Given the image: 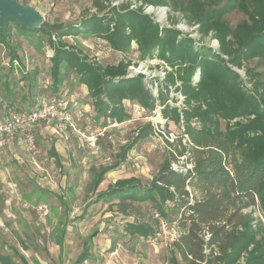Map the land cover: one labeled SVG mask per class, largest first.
Segmentation results:
<instances>
[{
  "label": "trees",
  "instance_id": "16d2710c",
  "mask_svg": "<svg viewBox=\"0 0 264 264\" xmlns=\"http://www.w3.org/2000/svg\"><path fill=\"white\" fill-rule=\"evenodd\" d=\"M136 1L142 4L132 7L131 0L119 4L96 0V11L83 15L79 22L52 24L54 34L45 28V22L32 30L10 20L5 36L0 19L1 41L11 47L13 63L19 58L11 46L13 24L22 31L48 32L54 50L50 67L53 92L71 77L86 85L96 120L122 123L130 119L125 101H131L150 112L160 107L162 117L180 127L176 140H168L171 148L149 185L137 176L119 178L96 198L118 197L122 203L150 201L169 225L174 222L168 218V203L179 208L180 230L171 242V264L180 260L184 264H264V221L255 215L258 208L264 216V71L258 70L264 60V0ZM146 4L167 6L171 26L161 25L145 12ZM235 11L244 18L233 25L227 15ZM174 13L196 26L199 38L179 29V16ZM75 35L96 36L123 53L136 44L140 59L162 60L167 68L158 82V93L148 86L145 74L129 75L131 60L104 65L90 59L66 40ZM208 36L218 41V49L203 43ZM253 61L255 66L250 65ZM242 68L246 77L239 72ZM173 92L184 95L181 104ZM11 94L5 98L0 93L18 110L36 104L20 106ZM4 116L0 103V118ZM138 128L122 149L124 158L138 140L154 131L150 122ZM52 153L60 163L54 146ZM181 160L185 167H192L173 169L172 163ZM117 165L119 162L96 171L90 182L92 190ZM159 229V223L127 224L132 235L147 237ZM207 232L209 240L205 239ZM89 256L88 240L78 262ZM20 259L28 264L24 255ZM0 263L16 264L1 248Z\"/></svg>",
  "mask_w": 264,
  "mask_h": 264
},
{
  "label": "rangeland",
  "instance_id": "374dc122",
  "mask_svg": "<svg viewBox=\"0 0 264 264\" xmlns=\"http://www.w3.org/2000/svg\"><path fill=\"white\" fill-rule=\"evenodd\" d=\"M18 1L39 10L45 18V28L51 34L56 31L52 24L77 23L83 15L96 11V0ZM111 1L121 3L128 0ZM131 4L139 6L142 2L131 0ZM170 11L168 8L164 13L162 9H158L151 14L161 25L171 26ZM174 14L179 16V29L199 38L195 32L196 26L188 24L180 13ZM227 17L235 25L244 15L235 11ZM47 33L22 31L13 24L11 46L19 56L13 63L11 47L6 46L0 37V93L5 98L12 93L13 100L20 106L30 107L38 96L44 95L49 99L50 94L54 93L50 75L54 50ZM66 40L81 48L90 59L96 58L104 65L131 60L129 74H145L146 82L154 93L157 92L155 82L165 76V63L157 57L140 59L136 44L123 53L112 49L107 41L96 36L75 35L67 37ZM203 43L216 49L219 47L218 41L212 36L206 37ZM250 65L255 66L256 61ZM258 70L264 71V60ZM239 72L246 77L244 68L239 69ZM57 97L69 99L65 93H58ZM79 101H70V109L73 113L82 111L85 114V106ZM125 105L131 112V118L123 123H104L102 119L95 120L93 114L87 113L85 124L81 125L85 129L82 139L78 133H73L68 128L61 129L57 124H45L64 130L68 136L56 138L62 151L61 169L55 158L49 155L54 139L52 128L47 129L44 124L42 125L45 127L38 126L39 133L36 135L39 152L35 156L26 152L18 138L20 144H15V150L25 164L20 165L9 152L2 165L5 174L9 175L8 180L16 182L18 186V191L13 193L16 196L11 205L5 200L8 194L7 185L0 183V223L7 227H0V247L3 253L13 257L16 264H23L16 248L26 256L29 264H171L170 237L180 230L179 208L168 203V218L174 223L168 226V234L161 235L160 242L154 244L150 240L152 235L141 237L132 235L127 230V224L133 221L158 224L153 217L157 209L150 201L128 200L122 203L118 197L96 199L99 191L106 190L110 183L119 178L137 176L143 184L149 185L171 148L168 140L175 141L181 133L179 126L162 117L160 107L152 112L145 109L139 114V105L136 103L125 101ZM149 122L154 131L138 140L124 158V146L137 135L138 127ZM118 162L119 165L106 174L98 189L92 190L90 182L94 173L102 166ZM31 173L38 177L43 173L49 177L39 184V179L32 178ZM65 175L68 177L65 178ZM67 179L69 184L66 183ZM7 207H13L11 215H8L9 210L4 211ZM255 215L264 221L258 208ZM62 228L64 231H61ZM93 232L97 234L91 235ZM60 234L63 239L61 249L58 245ZM88 240L90 256L79 263L78 257Z\"/></svg>",
  "mask_w": 264,
  "mask_h": 264
},
{
  "label": "built area",
  "instance_id": "2783aa9c",
  "mask_svg": "<svg viewBox=\"0 0 264 264\" xmlns=\"http://www.w3.org/2000/svg\"><path fill=\"white\" fill-rule=\"evenodd\" d=\"M119 2H113V4H118ZM132 7H137L131 5ZM158 9H162L164 13L167 12V6H154L150 4L144 5L145 12L151 14ZM157 20V19H156ZM130 75V74H129ZM132 75V74H131ZM156 90L158 92V82H155ZM173 91V90H172ZM154 92V91H153ZM157 92L155 94H157ZM179 101L178 104H181L184 100V95L181 93H174ZM0 103L2 107L5 108V116L0 118V167L4 162V150L7 141V136L9 134H16L21 139L22 147L32 156H35L39 152V147L37 143L36 128L42 123H53L57 124L58 127H71L76 129L75 114L69 108V100L66 98H51V99H42L40 102H37L35 106L29 110H18L14 106L8 105L0 95ZM145 108L139 106L137 111L139 114L144 112ZM76 115H83L82 111ZM187 135L183 139L184 142H187ZM187 167H192V164H188ZM187 167L183 165V161L173 162L172 168L179 171H186ZM154 216L159 223V231L155 234H152L150 240L154 244L160 242V236L168 234L167 228L169 223L167 219L159 212L155 211ZM179 233H174L170 237V242H172ZM211 234L206 233L205 239L209 240Z\"/></svg>",
  "mask_w": 264,
  "mask_h": 264
},
{
  "label": "crops",
  "instance_id": "0c3cea01",
  "mask_svg": "<svg viewBox=\"0 0 264 264\" xmlns=\"http://www.w3.org/2000/svg\"><path fill=\"white\" fill-rule=\"evenodd\" d=\"M16 60V59H15ZM75 80L74 79H72V77L70 78V79H68V80H66L65 82H64V85L61 87V89L57 92V94L59 93H65V94H67V97L69 98L68 100H69V108H70V101H72V100H80L79 102H82V104L85 106V109H84V111H85V114H83L82 116H78V115H76V111L74 112V114H75V122H76V129H73V128H71V127H65V128H68L69 130H71L73 133L75 132V133H78V135L81 137V139L83 138V132L85 131V129H83L82 127H81V125L83 124H85V122H84V120H85V117L87 116V113H89V114H93V117H94V119L96 120V118H95V110H94V108H93V101H92V98L89 96V91H88V88H87V86L86 85H84V84H82V83H79V82H74ZM53 95H51L50 94V98L49 99H51V98H54V97H56V98H59V97H57V94H55V93H52ZM46 97H44V95L43 96H38L37 98H36V103L37 102H40L42 99H45ZM24 107H26V106H24ZM26 108H28V107H26ZM71 110V109H70ZM73 112V111H72ZM129 120V119H128ZM109 121H111V120H109ZM127 121V120H126ZM126 121H124V122H126ZM82 122H84V123H82ZM123 123V122H122ZM42 124H47V123H42ZM42 124H40L39 125V127L40 128H42ZM49 124V123H48ZM53 124V123H52ZM55 125V124H54ZM46 126V125H45ZM45 126H43V127H45ZM47 127V129H50V128H52V130H53V140H52V142H51V149L49 150V155L50 156H52L53 157V153H52V147L54 146V148H55V150L58 152V154H59V158H60V163H57V165L60 167V169L62 168V166H63V162H62V151H61V149L59 148V146H58V144H57V139L60 137V138H67L68 136H66V134H65V131L64 130H61V129H63V128H61V129H58V127H56V126H54V127H51L50 125H48V126H46ZM39 128V129H40ZM37 134L39 133L38 132V127H37ZM41 131V130H40ZM49 131V130H48ZM61 131H63V132H61ZM41 133L42 134H44V132H42L41 131ZM56 133V134H55ZM79 137V138H80ZM18 138H19V136L18 135H16V134H9L8 136H7V141H6V145H5V156H4V162H5V160H6V156L9 154V152H11L12 153V157L20 164V165H23V164H25V162L23 161V160H21L20 159V156H19V154L17 153L18 151H16L15 149V144H20L19 143V140H18ZM57 138V139H56ZM55 158V157H54ZM3 167L1 166L0 167V183H2V184H4L5 183V185H7L6 187H7V198L5 199L6 200V202L7 203H9L10 205H11V202H12V200H14V196H16L15 194H13V193H15V192H17L18 191V186H17V183L16 182H14V181H10V180H8V178H9V175L7 176L6 174H5V171H3V169H2ZM47 171V170H46ZM31 175V177L32 178H34V179H39V184H41V181H45L46 179H48V177H49V175H46V174H41V175H39V177H38V175L37 174H30ZM68 176L67 175H65V178H67ZM6 179H7V181H6ZM68 181V179L66 180V183L67 184H69L70 182H67ZM65 182V181H64ZM66 184V185H67ZM66 185L64 186V188L66 187ZM72 185V184H71ZM100 186V185H99ZM40 199H45V198H43V197H40ZM11 200V201H10ZM11 209H13V207H7V208H5L4 209V211L6 210V211H10V213H8V215H11L12 214V211H11ZM0 227L2 228H4L5 226H4V223L3 224H1L0 223ZM2 228V229H3ZM5 229H7V227H5ZM61 231H64V228H62L61 229ZM93 233H95V232H93ZM92 233V234H93ZM96 234H97V232H96ZM138 236H140V235H138ZM141 237H145V236H141ZM24 239V238H23ZM59 243H58V245H59V247H60V249L63 247V245H62V241H63V239H62V234H60L59 235ZM0 241H2L1 239H0ZM26 244H27V242H26ZM0 245H1V242H0ZM5 245H8V244H5ZM28 245V244H27ZM171 245V244H170ZM29 247H32V246H30V244H29ZM1 248V247H0ZM170 251H171V246H170ZM15 251L17 252V254L19 255V257H20V252L18 251V249L16 248L15 249ZM23 255V254H22ZM171 255H172V253H171ZM25 256V255H24ZM25 258H26V256H25ZM26 260H27V258H26ZM15 261V260H14ZM27 262H28V260H27ZM180 262H182L181 260L179 261V263ZM28 264H29V262H28Z\"/></svg>",
  "mask_w": 264,
  "mask_h": 264
},
{
  "label": "water",
  "instance_id": "95a60500",
  "mask_svg": "<svg viewBox=\"0 0 264 264\" xmlns=\"http://www.w3.org/2000/svg\"><path fill=\"white\" fill-rule=\"evenodd\" d=\"M0 19L2 33L5 36H7L10 20L32 30L41 28L45 22V18L39 10L18 0H0Z\"/></svg>",
  "mask_w": 264,
  "mask_h": 264
}]
</instances>
